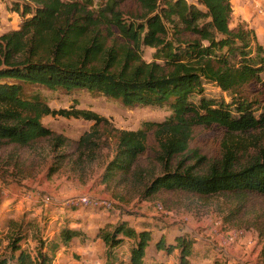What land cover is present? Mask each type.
Segmentation results:
<instances>
[{"label": "trees", "instance_id": "trees-1", "mask_svg": "<svg viewBox=\"0 0 264 264\" xmlns=\"http://www.w3.org/2000/svg\"><path fill=\"white\" fill-rule=\"evenodd\" d=\"M124 2L140 7L138 20H120L117 7ZM12 9L21 22L0 34V141L25 145L51 135L41 122L46 115L103 122L90 110L52 109L39 88L66 94L84 91L126 107L165 106L169 114L160 122L116 130V153L105 176L128 171L148 149L152 133L161 173L148 182L147 194L164 189L200 196L264 195V149L231 170L233 151L224 144L219 166L204 175L193 174L184 155L197 127L217 126L228 133L264 128V47L245 23L230 25V0H17ZM105 23L117 29L126 46L106 48L98 31ZM142 47L152 49L149 61L143 59ZM204 81L214 83L230 100L206 97ZM174 157H180L175 164ZM10 224L9 255H0V264H54L60 245L83 235L79 229L62 228L59 241L39 238L32 256L20 246L24 229ZM101 238L110 250L124 238L132 240L122 264H146L148 229L120 222ZM155 247L177 249L175 264H193L192 243L184 236L168 245L159 240Z\"/></svg>", "mask_w": 264, "mask_h": 264}, {"label": "rangeland", "instance_id": "rangeland-1", "mask_svg": "<svg viewBox=\"0 0 264 264\" xmlns=\"http://www.w3.org/2000/svg\"><path fill=\"white\" fill-rule=\"evenodd\" d=\"M16 1L0 0V34L20 25L21 19L12 9ZM230 2V25L245 23L264 47V0ZM117 11L125 22L138 20L141 14L132 2L119 4ZM98 31L106 48L126 46L112 24L105 23ZM151 54V48L142 47L144 60L149 61ZM203 86L206 97L230 100L214 83L204 81ZM38 91L52 109L90 110L104 120L94 124L83 118L46 115L41 122L51 135L25 145L0 141V255H9L8 241L14 228L10 222L14 221L24 229L20 246L32 256L40 245L39 238L41 242L46 237L59 241L60 230L70 228L81 230L83 235L60 245L54 264H122L132 240L124 238L110 250L101 236L125 222L137 230L150 231L147 264H175L178 250L157 249L155 242L172 244L177 236L191 240L193 264H264V195L220 192L200 196L164 189L147 194L148 182L161 173L152 133L148 149L128 171L105 176L116 153V130H134L144 121L160 122L169 114L167 107H126L84 91ZM224 144L233 151L231 170H238L264 149V128L241 133H228L217 126L195 128L184 152L192 173L204 175L213 165L218 167ZM179 160L174 157L172 163ZM79 196H87L95 204L82 207L70 203Z\"/></svg>", "mask_w": 264, "mask_h": 264}, {"label": "built area", "instance_id": "built-area-1", "mask_svg": "<svg viewBox=\"0 0 264 264\" xmlns=\"http://www.w3.org/2000/svg\"><path fill=\"white\" fill-rule=\"evenodd\" d=\"M70 203L73 204V205L78 204V205H80L82 207H84V206H90V205L95 204V202L92 201L87 196H79V197H77L75 199H72Z\"/></svg>", "mask_w": 264, "mask_h": 264}, {"label": "crops", "instance_id": "crops-1", "mask_svg": "<svg viewBox=\"0 0 264 264\" xmlns=\"http://www.w3.org/2000/svg\"><path fill=\"white\" fill-rule=\"evenodd\" d=\"M146 264H147V262H146Z\"/></svg>", "mask_w": 264, "mask_h": 264}]
</instances>
